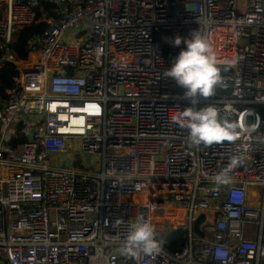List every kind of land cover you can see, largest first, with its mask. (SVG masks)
<instances>
[{"label":"built area","instance_id":"obj_1","mask_svg":"<svg viewBox=\"0 0 264 264\" xmlns=\"http://www.w3.org/2000/svg\"><path fill=\"white\" fill-rule=\"evenodd\" d=\"M194 30L225 93L190 105L162 73ZM5 63L0 264H264V0H0ZM208 105L234 141L192 145L173 120ZM140 217L161 248L133 257Z\"/></svg>","mask_w":264,"mask_h":264},{"label":"clouds","instance_id":"obj_2","mask_svg":"<svg viewBox=\"0 0 264 264\" xmlns=\"http://www.w3.org/2000/svg\"><path fill=\"white\" fill-rule=\"evenodd\" d=\"M172 44L181 48L173 59L171 66L162 73L163 77L170 78L181 87L184 98L190 105L199 103L200 98H209L216 95L219 88L224 87L225 81L221 69L217 66L215 52L200 31L194 30L189 37L177 35ZM181 128L189 130L188 141L192 145H213L224 141H234L239 133L238 125L221 119L218 109L208 105L199 109L186 107L173 116ZM239 160L233 157L228 168L215 176L217 183H227L230 177L228 172L238 165ZM120 221L118 220L117 223ZM161 241L157 238L154 226L143 217L130 225V231L121 246L122 251L129 256H137L140 252L152 254L159 252Z\"/></svg>","mask_w":264,"mask_h":264},{"label":"trees","instance_id":"obj_3","mask_svg":"<svg viewBox=\"0 0 264 264\" xmlns=\"http://www.w3.org/2000/svg\"><path fill=\"white\" fill-rule=\"evenodd\" d=\"M14 74L13 67L10 64H2L0 66V95H4L5 92L10 88L12 77ZM256 109L260 111L262 116H264V107L257 106ZM201 222V219L199 218L196 222V225ZM182 232H176L174 233V236L170 240V242H165V246L168 251H175L179 247V245L182 243Z\"/></svg>","mask_w":264,"mask_h":264},{"label":"water","instance_id":"obj_4","mask_svg":"<svg viewBox=\"0 0 264 264\" xmlns=\"http://www.w3.org/2000/svg\"><path fill=\"white\" fill-rule=\"evenodd\" d=\"M217 92H218V93H225V92H224L223 90H221V89H218ZM86 158L89 159V156L87 155Z\"/></svg>","mask_w":264,"mask_h":264},{"label":"rangeland","instance_id":"obj_5","mask_svg":"<svg viewBox=\"0 0 264 264\" xmlns=\"http://www.w3.org/2000/svg\"><path fill=\"white\" fill-rule=\"evenodd\" d=\"M40 12H41V11H40ZM43 16L48 17V14H45V15H43ZM68 41H71V38H69ZM20 140L23 141V140H25V138H21Z\"/></svg>","mask_w":264,"mask_h":264},{"label":"bare ground","instance_id":"obj_6","mask_svg":"<svg viewBox=\"0 0 264 264\" xmlns=\"http://www.w3.org/2000/svg\"><path fill=\"white\" fill-rule=\"evenodd\" d=\"M33 139V138H32ZM263 257H264V249L262 250V254H261Z\"/></svg>","mask_w":264,"mask_h":264},{"label":"crops","instance_id":"obj_7","mask_svg":"<svg viewBox=\"0 0 264 264\" xmlns=\"http://www.w3.org/2000/svg\"><path fill=\"white\" fill-rule=\"evenodd\" d=\"M263 257V256H262Z\"/></svg>","mask_w":264,"mask_h":264}]
</instances>
